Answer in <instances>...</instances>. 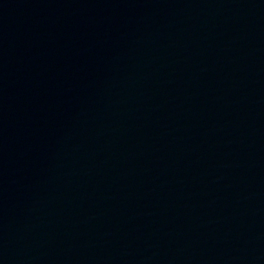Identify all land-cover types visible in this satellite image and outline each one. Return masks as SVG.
Masks as SVG:
<instances>
[{"label":"water","instance_id":"95a60500","mask_svg":"<svg viewBox=\"0 0 264 264\" xmlns=\"http://www.w3.org/2000/svg\"><path fill=\"white\" fill-rule=\"evenodd\" d=\"M0 264H264V0H52L8 38Z\"/></svg>","mask_w":264,"mask_h":264}]
</instances>
